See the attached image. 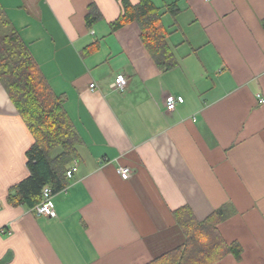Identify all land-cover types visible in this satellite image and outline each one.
I'll use <instances>...</instances> for the list:
<instances>
[{
  "label": "crops",
  "instance_id": "0c3cea01",
  "mask_svg": "<svg viewBox=\"0 0 264 264\" xmlns=\"http://www.w3.org/2000/svg\"><path fill=\"white\" fill-rule=\"evenodd\" d=\"M152 1L180 8L161 18L178 59L167 71L135 23L110 29L118 0H0L79 138L54 216L10 204L33 137L0 82V264H144L183 242L174 210L202 220L226 203L217 228L242 253L214 264H264V0ZM90 3L101 18L88 26Z\"/></svg>",
  "mask_w": 264,
  "mask_h": 264
},
{
  "label": "trees",
  "instance_id": "16d2710c",
  "mask_svg": "<svg viewBox=\"0 0 264 264\" xmlns=\"http://www.w3.org/2000/svg\"><path fill=\"white\" fill-rule=\"evenodd\" d=\"M119 16L109 23L115 30L135 23L140 40L160 71L178 65L168 42L169 32L161 18L164 13L175 17L180 12L176 2L164 5V11L152 0H118ZM101 18L93 3L85 15L90 26ZM264 29V18L261 20ZM97 43L88 49L96 48ZM0 82L18 114L33 137L26 150L28 175L14 184L7 195L13 205L33 208L41 201V192L49 186L52 193L65 186V172L78 157V135L64 109L65 97L55 94L40 71L26 44L12 27L0 6ZM233 214L230 204L214 209L202 220H197L188 206L173 211L183 242L144 264H214L227 254L240 259L242 248L237 241L227 242L217 225Z\"/></svg>",
  "mask_w": 264,
  "mask_h": 264
},
{
  "label": "built area",
  "instance_id": "2783aa9c",
  "mask_svg": "<svg viewBox=\"0 0 264 264\" xmlns=\"http://www.w3.org/2000/svg\"><path fill=\"white\" fill-rule=\"evenodd\" d=\"M126 86V78L124 74L118 73L115 75L113 81L110 83V87L117 91L122 92ZM96 87V84L91 83L89 85L90 89ZM181 101V98H176L175 96L169 95L165 98V107L167 110H173L176 104ZM259 104L264 102V98L259 96L258 98ZM77 170L76 163L72 164L65 172L67 178H71L73 173ZM118 174L121 176L122 179H127L130 174V169L128 167H119L117 169ZM41 201L36 204L32 210H34L35 214L37 215H44V216H54V211L50 206V198L52 196V190L49 186L44 187L41 192Z\"/></svg>",
  "mask_w": 264,
  "mask_h": 264
}]
</instances>
